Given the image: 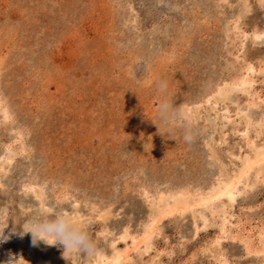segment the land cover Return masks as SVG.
I'll return each instance as SVG.
<instances>
[{
    "label": "rangeland",
    "instance_id": "obj_1",
    "mask_svg": "<svg viewBox=\"0 0 264 264\" xmlns=\"http://www.w3.org/2000/svg\"><path fill=\"white\" fill-rule=\"evenodd\" d=\"M263 146L264 0H0V264H264ZM49 205L95 255L33 243Z\"/></svg>",
    "mask_w": 264,
    "mask_h": 264
},
{
    "label": "clouds",
    "instance_id": "obj_2",
    "mask_svg": "<svg viewBox=\"0 0 264 264\" xmlns=\"http://www.w3.org/2000/svg\"><path fill=\"white\" fill-rule=\"evenodd\" d=\"M156 96L157 116L167 125L172 122L176 114L167 82L158 83ZM184 139L190 142L192 137L190 134H185ZM24 232L32 234L33 243L41 240L50 245L56 243L62 245L63 256H92L98 251L96 241L89 233L88 222L77 213L62 210L58 206H42L25 221Z\"/></svg>",
    "mask_w": 264,
    "mask_h": 264
},
{
    "label": "bare ground",
    "instance_id": "obj_3",
    "mask_svg": "<svg viewBox=\"0 0 264 264\" xmlns=\"http://www.w3.org/2000/svg\"><path fill=\"white\" fill-rule=\"evenodd\" d=\"M253 70V69H252ZM252 72V71H251ZM248 73V72H247ZM253 73V72H252ZM244 78V77H243ZM249 79V78H248ZM244 80V79H243ZM243 80H242V82H243ZM250 81V80H249ZM242 82H241V84H242ZM245 82V81H244ZM248 82V81H247ZM251 82V81H250ZM245 84V83H244ZM250 84V83H249ZM252 86V85H251ZM250 86V87H251ZM247 87H248V85H247ZM245 93H247V92H245ZM249 106V105H248ZM252 145V144H251ZM264 147V146H263ZM257 156H256V159L259 161V160H261V159H264V152H257V154H256ZM255 159V158H254ZM253 161V160H252ZM252 161H250V160H248V159H246L244 162H243V172H241V174H243V173H245V170L247 171L252 165H253V163H252ZM257 161V162H258ZM242 162V161H241ZM253 162H255V163H257L256 161H253ZM251 163H252V165H251ZM251 165V166H250ZM239 176V175H238ZM235 187H236V185H235V182L231 179V180H229V181H227V182H221L220 183V185L218 186V189L216 190H214V193L212 194V196L210 195V196H207V197H201L200 198V200H198V203L200 204V203H208V202H210L211 200H213V198H219V197H225V196H231L232 194H233V191H234V189H235ZM236 191V190H235ZM234 191V192H235ZM212 202V201H211ZM197 203V202H196ZM174 207V206H173ZM159 210V209H158ZM224 219V218H223ZM226 221H227V219H226ZM224 225H225V223H224ZM139 250V249H138ZM115 254V253H114ZM122 254V253H121ZM123 257V256H122ZM102 258V257H101ZM120 258H121V256L119 255V254H115L111 259H105V261H102V262H100V263H98V264H117V263H119V260H120ZM99 260V259H98ZM97 262V261H96Z\"/></svg>",
    "mask_w": 264,
    "mask_h": 264
}]
</instances>
